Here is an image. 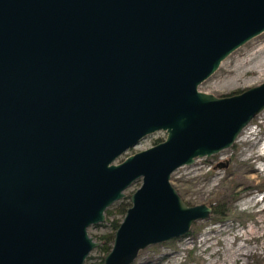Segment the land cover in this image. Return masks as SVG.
<instances>
[{"label": "water", "instance_id": "water-1", "mask_svg": "<svg viewBox=\"0 0 264 264\" xmlns=\"http://www.w3.org/2000/svg\"><path fill=\"white\" fill-rule=\"evenodd\" d=\"M263 31L264 0H0V264H84L100 244L88 227L124 198L103 264L208 219L171 173L232 146L264 110V82L198 89Z\"/></svg>", "mask_w": 264, "mask_h": 264}, {"label": "rangeland", "instance_id": "rangeland-1", "mask_svg": "<svg viewBox=\"0 0 264 264\" xmlns=\"http://www.w3.org/2000/svg\"><path fill=\"white\" fill-rule=\"evenodd\" d=\"M264 82V31L228 55L198 89L216 96L239 93ZM164 131L145 136L117 162L164 140ZM225 166H218L226 162ZM264 110L245 127L232 146L195 158L171 173L170 182L188 205L205 203L208 219L192 223L188 233L140 250L131 264H264ZM140 185L124 190L130 195ZM116 201L109 208L115 209ZM214 207L224 214L219 216ZM119 217V214H115ZM110 215L88 227L95 241L109 232ZM96 247L84 264H101Z\"/></svg>", "mask_w": 264, "mask_h": 264}, {"label": "trees", "instance_id": "trees-1", "mask_svg": "<svg viewBox=\"0 0 264 264\" xmlns=\"http://www.w3.org/2000/svg\"><path fill=\"white\" fill-rule=\"evenodd\" d=\"M159 141V140H158ZM130 206V201L126 198L122 199L117 206L115 207V209H111V208H107L105 211V215L108 218L110 215L113 216V218L111 220H109V225H110V231L100 235L99 236V241L100 244L97 247L101 252H102V257H101V264H103V257L104 255L111 249L112 246V241L114 238V233L116 231V229L118 228L121 219L123 218L127 208ZM215 214L221 216L224 214L223 211H219L216 207H214V212ZM115 214H119V217H117Z\"/></svg>", "mask_w": 264, "mask_h": 264}, {"label": "flooded vegetation", "instance_id": "flooded-vegetation-1", "mask_svg": "<svg viewBox=\"0 0 264 264\" xmlns=\"http://www.w3.org/2000/svg\"><path fill=\"white\" fill-rule=\"evenodd\" d=\"M161 141H163V140H160V139H159L158 143L161 142ZM126 199H127V198H126ZM120 201H121V200H120ZM108 208H109V207H108ZM105 211H106V210H105ZM105 219H106V215H105Z\"/></svg>", "mask_w": 264, "mask_h": 264}, {"label": "bare ground", "instance_id": "bare-ground-1", "mask_svg": "<svg viewBox=\"0 0 264 264\" xmlns=\"http://www.w3.org/2000/svg\"><path fill=\"white\" fill-rule=\"evenodd\" d=\"M264 163V162H263Z\"/></svg>", "mask_w": 264, "mask_h": 264}]
</instances>
